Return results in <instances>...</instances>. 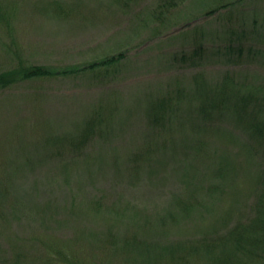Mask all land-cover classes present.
Wrapping results in <instances>:
<instances>
[{"label": "rangeland", "instance_id": "obj_1", "mask_svg": "<svg viewBox=\"0 0 264 264\" xmlns=\"http://www.w3.org/2000/svg\"><path fill=\"white\" fill-rule=\"evenodd\" d=\"M165 1L0 0V72L56 73L0 89V264H264L218 242L261 214L264 150L204 126L193 80L229 73L264 116V0Z\"/></svg>", "mask_w": 264, "mask_h": 264}, {"label": "trees", "instance_id": "obj_2", "mask_svg": "<svg viewBox=\"0 0 264 264\" xmlns=\"http://www.w3.org/2000/svg\"><path fill=\"white\" fill-rule=\"evenodd\" d=\"M164 3L165 4H162L161 7L168 8L169 6H175V0L165 1ZM224 5L226 4L222 1L221 6ZM217 9L218 8L216 7H209V9H206L204 13L208 14L216 11ZM238 50H240V48ZM202 53L203 49L200 41L197 42L196 46L187 55L183 53L181 58H186L189 62H192L195 58L200 57ZM124 54L125 53L123 51L119 52L117 55H111L102 60L91 62L88 67L94 68L103 65H112L119 61ZM50 74L53 75L56 73L36 65L22 66L16 69L11 68L0 72V89L7 88L22 79H29L35 76ZM193 80L198 86V89L195 90V93L200 97V100L197 103V109L199 114L203 116L202 124L204 126L209 128L213 126L210 125L211 121H207L208 119L214 117L213 114L221 117L232 118L237 124H239L238 129H241L244 133V142L246 143V147L249 151L254 154H258L259 150H264V116L261 114L262 110H258V105L262 103V100L255 92L246 89H244L246 91H243V88L246 87L237 85L229 73H225L222 80L217 84H209L206 79L199 74L195 75ZM179 93L180 92H177L178 95ZM169 99L170 98L167 95L164 96V98H160L158 102L156 101L152 103L151 111L153 122L159 121V118L161 117L159 108L161 106L166 108ZM213 123L214 122H212V124ZM223 166L225 165H219L218 172L223 171ZM255 207L257 208L258 213L260 212L261 214L251 218L249 225L245 226L243 223H238L218 238L219 244L222 242L223 245H225L223 248H220V251H222L223 261H237L238 252H243V254L250 259L260 260L263 257L264 189L259 193ZM62 252V249L54 251L53 259L57 260V256L62 255ZM75 261L76 260L71 261L70 264L79 263Z\"/></svg>", "mask_w": 264, "mask_h": 264}]
</instances>
